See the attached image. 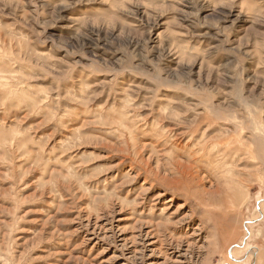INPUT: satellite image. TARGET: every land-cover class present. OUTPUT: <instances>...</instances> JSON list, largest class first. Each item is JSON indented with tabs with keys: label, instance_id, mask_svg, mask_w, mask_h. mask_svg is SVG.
Instances as JSON below:
<instances>
[{
	"label": "rangeland",
	"instance_id": "obj_1",
	"mask_svg": "<svg viewBox=\"0 0 264 264\" xmlns=\"http://www.w3.org/2000/svg\"><path fill=\"white\" fill-rule=\"evenodd\" d=\"M0 264H264V0H0Z\"/></svg>",
	"mask_w": 264,
	"mask_h": 264
}]
</instances>
